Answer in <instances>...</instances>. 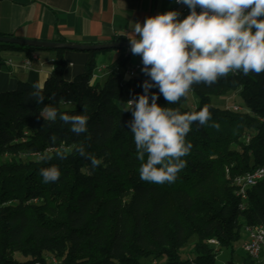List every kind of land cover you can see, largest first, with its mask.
Masks as SVG:
<instances>
[{
    "label": "trees",
    "instance_id": "obj_1",
    "mask_svg": "<svg viewBox=\"0 0 264 264\" xmlns=\"http://www.w3.org/2000/svg\"><path fill=\"white\" fill-rule=\"evenodd\" d=\"M8 50L55 51L56 68L44 82L43 104L29 97V82L17 81L0 92V264H48L51 258L59 264H219L224 248L231 254L226 264H256L246 253L241 262L234 255L242 240L241 219L244 225L264 226V178L245 201L235 194L233 180L264 166V73L230 74L212 86L194 85L196 100L188 106L187 98L168 105L160 96V106L181 113L207 106L209 125L217 122L220 129L194 124L186 167L175 183L156 185L140 179L127 127L132 115L123 113L121 102L143 94L149 79L142 70L125 76L127 49H119L122 54L108 66L103 84L93 74L96 54L107 50L85 53L84 67L74 75L66 55L77 51L0 43V54ZM231 92L241 98L240 111L217 104L216 98ZM49 103L70 115H87L88 132L76 136L59 119L47 123L39 109ZM80 144L102 159L99 167L91 169L79 156L73 146ZM64 148L71 150L60 159L55 153ZM45 155L52 159L41 160ZM53 164L60 180L45 184L39 171ZM187 245L191 251L184 256Z\"/></svg>",
    "mask_w": 264,
    "mask_h": 264
},
{
    "label": "clouds",
    "instance_id": "obj_2",
    "mask_svg": "<svg viewBox=\"0 0 264 264\" xmlns=\"http://www.w3.org/2000/svg\"><path fill=\"white\" fill-rule=\"evenodd\" d=\"M174 2L186 5L190 14L181 20L180 12L169 11L146 18L143 23L130 22L131 31L126 35L132 55L141 57L142 72L149 79L142 84L143 94L121 103L123 113L132 115L127 127L133 135L136 159L140 162V179L156 185L175 183L178 173L186 167L183 158L193 148L187 136L194 124L220 129L217 122L209 125L212 115L207 106L181 113L179 108L160 106V96L168 105L178 104L188 97L194 85L212 86L230 74L264 73V0ZM44 88L45 83L38 80L29 93L38 105L46 99ZM153 88L159 92L153 93ZM54 98V94L48 97ZM39 115L47 123L59 119L70 125V132L76 136L88 132L89 117L85 114L70 115L49 103L39 109ZM50 139L55 146L57 136L53 134ZM73 147L91 169L102 164V159L87 152L83 144ZM70 150L64 148L55 155L66 159L65 153ZM40 159L47 161L52 157L45 155ZM39 175L45 184L56 183L61 171L53 164L40 169Z\"/></svg>",
    "mask_w": 264,
    "mask_h": 264
},
{
    "label": "crops",
    "instance_id": "obj_3",
    "mask_svg": "<svg viewBox=\"0 0 264 264\" xmlns=\"http://www.w3.org/2000/svg\"><path fill=\"white\" fill-rule=\"evenodd\" d=\"M169 11L180 12L181 20L190 14L186 5L176 4L174 0H0V35L39 41L105 44L118 42V39L128 40L130 22L143 23L146 18ZM103 52L106 51L97 54ZM121 54L115 49L109 61L103 64L96 59L95 73L105 68L97 73L96 83L105 81L110 72L108 66ZM131 55L130 52L129 59ZM66 56L71 75L83 69L85 53H68ZM27 59H32L30 67L25 64ZM55 68V51L40 50L31 55L25 50L1 52L0 92L14 88L17 81L45 82Z\"/></svg>",
    "mask_w": 264,
    "mask_h": 264
},
{
    "label": "built area",
    "instance_id": "obj_4",
    "mask_svg": "<svg viewBox=\"0 0 264 264\" xmlns=\"http://www.w3.org/2000/svg\"><path fill=\"white\" fill-rule=\"evenodd\" d=\"M199 12L200 9L198 8ZM131 51H126L125 57L129 56ZM36 58V57H33ZM32 59H27L26 66L30 67ZM107 69V68H106ZM105 68H101L97 71L103 72ZM142 70L141 65H135L126 67V77H136ZM93 74V80L98 78V74ZM233 110L239 111L241 108L237 105L232 107ZM264 178V166L257 167L254 170L247 171L243 174L237 175L233 180V185L235 187V194L239 196L243 201L247 199L248 190L253 186L257 185ZM243 206V205H242ZM244 207V206H243ZM246 232V239L242 244V249L250 258H252L256 264H264V226L259 225H244ZM215 243V241H211ZM52 264H59L57 259H50ZM33 264H42L36 262Z\"/></svg>",
    "mask_w": 264,
    "mask_h": 264
},
{
    "label": "rangeland",
    "instance_id": "obj_5",
    "mask_svg": "<svg viewBox=\"0 0 264 264\" xmlns=\"http://www.w3.org/2000/svg\"><path fill=\"white\" fill-rule=\"evenodd\" d=\"M113 51L114 50H107L106 52L99 53V54H97L96 59L99 61V63L102 62V64H103V62L109 61V57L111 56V53ZM73 53L80 54V53H87V52H79L78 51V52H73ZM137 64L143 66L141 57L140 56L131 55V58L128 61L127 67L135 66ZM100 82H102V81H100ZM103 83L104 82H102L101 84H103ZM195 100H196L195 95L190 92V94L187 97L186 105L187 106L190 105L191 103L195 102ZM216 101H217V104H219L220 106H223V107L226 106L228 108H232L235 105H237V106L240 105L239 103L241 102V98H240L238 93L231 92V93H229L226 96H222V97L216 98ZM30 158L34 159V158H36V156H31ZM2 161H4V159H2ZM240 222L243 225L242 228H241L242 240H241L240 243H238L237 251H236V253L234 255V260L236 262H241L242 256L244 255V251L242 249V244H243L244 240L246 239V232H245V228H244V222H243L242 219L240 220ZM190 251H191V245H187L184 248V256H187ZM15 257L18 260H20V261L24 260L23 256L20 255V254H16ZM230 259H231L230 250L225 249V248L222 249V250H219V252H218V263L219 264H226ZM51 263L52 262H49L48 264H51ZM157 264H160V261H158Z\"/></svg>",
    "mask_w": 264,
    "mask_h": 264
},
{
    "label": "water",
    "instance_id": "obj_6",
    "mask_svg": "<svg viewBox=\"0 0 264 264\" xmlns=\"http://www.w3.org/2000/svg\"><path fill=\"white\" fill-rule=\"evenodd\" d=\"M0 43L18 45L20 47H34L39 49H51V50H71L79 52H91L98 50H115V49H127L130 51L129 40L112 42L105 44H77V43H61L56 41H39L29 39H19L14 37H0Z\"/></svg>",
    "mask_w": 264,
    "mask_h": 264
}]
</instances>
